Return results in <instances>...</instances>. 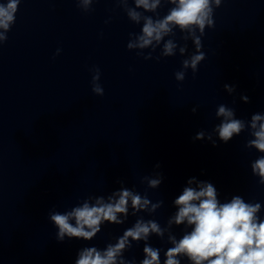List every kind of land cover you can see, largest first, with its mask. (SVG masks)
Segmentation results:
<instances>
[{"label":"clouds","instance_id":"9594fccd","mask_svg":"<svg viewBox=\"0 0 264 264\" xmlns=\"http://www.w3.org/2000/svg\"><path fill=\"white\" fill-rule=\"evenodd\" d=\"M94 2L97 0H76L84 12H89ZM20 3L21 0L0 2V45L8 39L7 33L15 23ZM115 3L131 22L137 25L142 23L139 33L129 34L127 49L137 50V55H143V50L151 49L144 59H152V53L158 47L160 55L156 57L157 60L175 56L177 49L181 56L185 55L187 43L178 46L175 29L184 33L182 40L193 42L195 52L182 61V69L175 73V79L182 82L187 70L191 69L195 74L205 60L201 37L206 28L215 27L214 11L223 0H132L134 7L129 6V0H115ZM163 4L172 6L166 15L160 17L158 9ZM145 13H153L155 18ZM59 52L60 49H57V55ZM92 71V92L103 96L104 89L99 83L100 69L94 67ZM224 89L229 94L236 92L235 85L225 84ZM241 100L248 103L249 97L242 95ZM192 112L196 113L197 108L193 107ZM215 115L220 123L210 133L203 130L198 132L194 139L203 140L206 137L215 147L213 133L218 134L220 141L227 143L247 130L252 138L245 147L254 148L262 154L251 163V171L258 177V183L264 185V114L255 113L249 121H245L236 117L233 108L220 104ZM155 167L159 168L160 165ZM162 181L163 176L159 172L142 179L150 189H157ZM119 183L121 187L107 197L89 196L64 212L51 211L49 220L58 229L57 241L63 242L65 238L91 241L106 222L122 225L129 215L138 216L141 212L151 215L162 207V200L153 203L146 194L141 195L124 187L123 181ZM173 203L177 211L168 219L166 227L140 216L115 243H108L104 249L95 246L81 248L74 264H137L134 258L129 260L124 257L132 243L147 242L152 234L163 240L166 233L171 247L164 251L163 264H181V258H186L188 264H264V219L259 215L261 203L246 202L240 195H233L226 202H221L211 182L198 181L195 177L188 179L187 186ZM173 225L185 226L179 239L171 232ZM139 264H161V249L145 243L143 259Z\"/></svg>","mask_w":264,"mask_h":264}]
</instances>
